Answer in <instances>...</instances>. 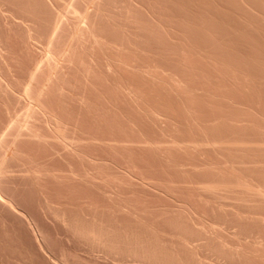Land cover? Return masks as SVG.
Returning <instances> with one entry per match:
<instances>
[{
	"label": "rangeland",
	"instance_id": "rangeland-1",
	"mask_svg": "<svg viewBox=\"0 0 264 264\" xmlns=\"http://www.w3.org/2000/svg\"><path fill=\"white\" fill-rule=\"evenodd\" d=\"M0 197V264H264V0H0Z\"/></svg>",
	"mask_w": 264,
	"mask_h": 264
},
{
	"label": "bare ground",
	"instance_id": "bare-ground-1",
	"mask_svg": "<svg viewBox=\"0 0 264 264\" xmlns=\"http://www.w3.org/2000/svg\"><path fill=\"white\" fill-rule=\"evenodd\" d=\"M1 198V197H0ZM12 207V206H11Z\"/></svg>",
	"mask_w": 264,
	"mask_h": 264
}]
</instances>
